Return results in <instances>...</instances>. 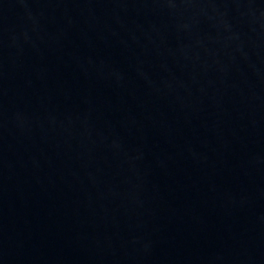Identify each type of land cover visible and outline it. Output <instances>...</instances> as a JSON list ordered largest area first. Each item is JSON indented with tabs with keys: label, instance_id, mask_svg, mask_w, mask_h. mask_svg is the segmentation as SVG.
Here are the masks:
<instances>
[{
	"label": "water",
	"instance_id": "water-1",
	"mask_svg": "<svg viewBox=\"0 0 264 264\" xmlns=\"http://www.w3.org/2000/svg\"><path fill=\"white\" fill-rule=\"evenodd\" d=\"M0 264H264V0H0Z\"/></svg>",
	"mask_w": 264,
	"mask_h": 264
}]
</instances>
